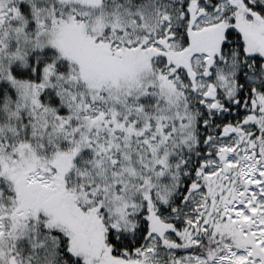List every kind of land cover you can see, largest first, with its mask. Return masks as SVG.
<instances>
[{"label":"snow or ice","instance_id":"snow-or-ice-1","mask_svg":"<svg viewBox=\"0 0 264 264\" xmlns=\"http://www.w3.org/2000/svg\"><path fill=\"white\" fill-rule=\"evenodd\" d=\"M0 264H264V0H0Z\"/></svg>","mask_w":264,"mask_h":264}]
</instances>
